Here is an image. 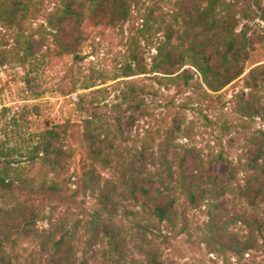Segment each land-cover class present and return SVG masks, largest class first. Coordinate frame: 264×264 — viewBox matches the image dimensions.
I'll return each mask as SVG.
<instances>
[{
    "label": "trees",
    "instance_id": "16d2710c",
    "mask_svg": "<svg viewBox=\"0 0 264 264\" xmlns=\"http://www.w3.org/2000/svg\"><path fill=\"white\" fill-rule=\"evenodd\" d=\"M85 1L74 6V0H61L44 12L41 0H0V29L25 36L22 43L28 55L32 34L20 32L43 17L40 26L52 33L56 54L81 59V22L85 18L109 25L145 8L140 17L143 26H152L156 33L161 32V38L152 44L155 53L148 63L138 59L137 42H133L134 48L131 44L130 59L118 76L128 79L116 82L118 92L110 111H99L95 98L77 95L76 108L83 114L76 139L81 154L79 174L69 173L74 155L68 142L74 138L69 122L53 124L38 134L27 155L28 160L39 163L33 174L15 165L16 149L0 141V264H16L14 248L28 237L42 250L48 249L46 264H145L134 257L128 241L147 264H164L155 239L166 237L163 229L175 236L187 231L183 212L177 210V205L184 207L185 203L199 208L210 204L200 242L208 253L239 262L264 240V219L249 221L243 211L237 216L242 224L239 234L231 229L237 220L231 218L230 209L221 210L215 200L229 193L232 201L254 210L264 202V127L257 132L258 146L248 158L249 172L243 179L230 165L228 179L219 183L207 174L200 154L195 170L185 172V148L172 159L168 156L179 147L177 139L191 129L185 112L192 108L202 113L205 106L220 99L217 93L221 89L239 77L249 90V96L241 98L239 110L264 122V64L247 66L252 46L249 33L256 20L264 22V4L252 0L237 10V5L226 0H178L176 11L166 21L155 14L157 0ZM241 20L246 22L237 31ZM142 31L138 30L146 44L150 43ZM8 52L0 47V63L6 55L15 57ZM92 86L83 84L82 88ZM157 108L162 111L158 115ZM124 119L135 128L133 135L126 133ZM139 119L146 121L139 126L135 124ZM150 155L157 159L154 170L145 165ZM72 177L77 184L74 189L68 186ZM80 192L94 199L91 210L82 208L77 197ZM63 204L83 211L71 227L63 217L53 218L49 212ZM217 212H222L223 220L217 218ZM45 218L49 227H37Z\"/></svg>",
    "mask_w": 264,
    "mask_h": 264
},
{
    "label": "rangeland",
    "instance_id": "374dc122",
    "mask_svg": "<svg viewBox=\"0 0 264 264\" xmlns=\"http://www.w3.org/2000/svg\"><path fill=\"white\" fill-rule=\"evenodd\" d=\"M79 1L86 3L85 0H74L76 2L74 6H77ZM157 1H155V14L162 15L166 21L170 20L176 11L178 0ZM226 1L237 5V10L247 3H252V0ZM261 1L264 4V0ZM60 3L61 0H41L40 7L47 12ZM146 3L155 6L154 2V4L148 1ZM84 8L86 9V6ZM144 12L145 8H142L139 14L134 12L127 20L109 25L94 24L85 18L81 22L83 30V39L79 43L81 59L68 54H56L52 33L49 29L40 26L44 22L43 17L36 19L26 31L20 32L25 35L32 34L28 55L25 54L22 43L25 36L20 37L11 29H0L2 41L0 47L9 51L8 54L15 55L13 58L6 55L5 61L0 63V141L16 149L13 156L15 165L31 170L32 174L36 173L39 170V163L31 162L27 155L38 134L53 124L69 122L71 130L74 131V138H68L74 150L69 173H80L81 154L76 139L82 130L83 114L76 108L77 95L86 94L89 98H95V102H98V110L108 112L118 92L116 82L128 79L118 76L124 63L130 59L129 48L131 44L133 48L135 47L133 42H137L138 59L146 63L150 62L152 54L155 53L152 44L161 38V32L156 33L152 26H143L140 17H143ZM237 16L240 17V14L237 13ZM245 22L246 20H241L236 30L239 31ZM256 22V25L253 24L254 29L249 33L252 46L247 62L248 69L264 64V22L258 20ZM140 29H143L142 32L150 43L146 44L144 37L138 32ZM142 76L138 77L142 78ZM83 84L93 86L83 89ZM261 93L263 96L264 91ZM217 94H220V99L214 100L212 105L205 106L202 113L192 108L185 112L186 123L191 129L185 137L177 139L179 147L171 151L168 159H172L183 148L187 149L185 172L189 173L195 170L196 156L200 154L206 162L207 174L221 183L222 180L228 179L230 165L236 167L239 179H243L249 172L248 158L258 146L257 132L264 127V122L258 116L248 117L239 110L241 98L249 96V90L244 88L241 77L230 82ZM160 112H162L160 108L155 109L157 115ZM145 121L139 119L135 124L141 126ZM124 128L129 136L134 134L135 128L125 119ZM220 156L225 160L220 161ZM145 165L149 169H156L158 165L155 155H150ZM97 172L103 176L107 175V172L100 169H97ZM73 180L74 177H72L73 183H68L71 189L77 185ZM77 197L82 202V208L91 210L95 206L93 198L81 192ZM231 198L232 195L226 193L215 201L221 210L230 209L234 221L243 211L249 221L254 218L264 219V202L254 210L246 207L243 202L232 201ZM179 202L182 203L183 199L180 198ZM208 202L210 203V200ZM210 207V204L200 208L188 203H185L184 207L177 205V210L183 212L182 219L187 231L175 236L174 233L163 229V235L166 237L155 239L164 264H264V240H259L258 246L245 254L239 262L233 257L224 260L216 254L207 252L205 245L200 242L199 235L204 228V222L209 218ZM49 209L50 207L47 208ZM80 209L63 204L56 205L49 212L53 218L63 217L67 226L71 227L74 219L83 216L81 215L83 211ZM222 216V212H217L218 219L223 220ZM120 220L123 221L122 218ZM241 226L242 224L237 220L231 229L240 234ZM37 227L48 228L47 218L38 221ZM128 245L134 257L147 264L143 254L138 252L135 245L130 241ZM14 252L18 257L16 264L28 262L46 264L49 258L48 249L42 250L31 237L21 240L15 246ZM98 257L101 262V257Z\"/></svg>",
    "mask_w": 264,
    "mask_h": 264
}]
</instances>
